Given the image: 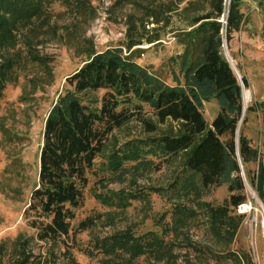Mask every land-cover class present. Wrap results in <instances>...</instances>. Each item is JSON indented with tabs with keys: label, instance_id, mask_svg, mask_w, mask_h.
Masks as SVG:
<instances>
[{
	"label": "trees",
	"instance_id": "16d2710c",
	"mask_svg": "<svg viewBox=\"0 0 264 264\" xmlns=\"http://www.w3.org/2000/svg\"><path fill=\"white\" fill-rule=\"evenodd\" d=\"M51 1L0 0V96L21 61L19 53L4 50L15 46L21 29L34 32L35 21L41 26L49 23L47 4ZM61 1L73 10L83 0ZM240 5L241 0H151L155 22L176 14L186 25L176 27L174 33L183 49L170 57L171 81L136 60L139 55L130 50L133 41L126 44V50L120 44L85 50L86 58L66 76L65 87L44 119L38 180L24 209L39 240L68 246L72 221L86 192L108 206L125 205L123 199L135 196L133 191H115L110 184L122 183L128 176L140 177L178 158L180 169L173 185L176 196L185 201L176 203L174 213L185 217L201 212L211 227L233 239L244 216L235 208L246 199V181L264 203V145L261 150L241 130L236 132L243 116L242 88L222 49L224 37L229 39L243 22ZM154 39L157 37L151 36ZM26 42L28 55L44 61L43 56L32 53L28 37ZM210 98L216 100L218 110L208 123L204 101ZM144 105L151 111V119ZM256 108L264 129V100L256 107L247 106L245 112ZM134 118L150 132H156L167 119L177 127L109 148L113 131ZM250 162L257 163L255 169L248 167ZM222 184L229 191L222 202L202 198ZM93 222L87 216L78 221L77 228L86 229ZM173 246L154 230L141 234L122 230L96 239L93 248L105 255L104 264H143L136 262L142 255L170 264L176 257ZM13 261L40 262L28 255Z\"/></svg>",
	"mask_w": 264,
	"mask_h": 264
},
{
	"label": "rangeland",
	"instance_id": "374dc122",
	"mask_svg": "<svg viewBox=\"0 0 264 264\" xmlns=\"http://www.w3.org/2000/svg\"><path fill=\"white\" fill-rule=\"evenodd\" d=\"M47 7L49 23L41 26L35 21L34 32L21 29L15 46L4 50L19 53L21 61L0 96V264H13L15 258L24 255L39 259V264H53V261L55 264H104L105 255L93 248L96 239L122 230L135 234L148 230L160 233L174 244L176 257L170 264H264V203L248 182L246 199L235 208L244 216L233 239L211 227L201 212L185 217L174 213L176 203L185 201L176 196L173 185L180 158L140 177L128 176L122 183L110 184L115 191L120 188L125 193L133 191L135 196L123 199L125 205L108 206L98 201L91 191L86 192L83 204L76 209L68 246L36 237L24 209L38 180L44 119L57 94L65 87L66 76L86 58V49L101 50L120 44L126 50V44L133 41L135 44L130 50L139 55L136 60L171 81L170 57L183 49L174 33L176 27H186L176 14L170 19L165 15L163 20L155 22L151 18V0H83L73 10L61 0H52ZM240 9L243 22L229 39L224 37V49L240 75L241 88L251 93L246 108L251 104L256 107L264 100V0H241ZM221 18L225 19L224 15ZM151 36L157 39L151 41ZM27 37L31 40L32 53L43 56L44 61L33 60L28 55ZM97 94L101 95L102 90ZM144 109L148 107L144 105ZM217 110L214 98L204 101L208 123ZM146 116L151 119L150 110ZM176 127L175 121L167 119L159 124L156 132ZM239 130L263 150L264 129L258 108L244 113L236 132ZM156 132L147 131L134 118L113 131L108 147ZM256 164L250 162L248 167L255 169ZM228 194L227 185L222 184L212 187L202 198L222 202ZM87 216L94 222L78 230V221ZM179 216L181 220L176 221ZM87 249L94 252L88 253ZM21 250L28 254H21ZM150 261L160 264L145 255L136 262Z\"/></svg>",
	"mask_w": 264,
	"mask_h": 264
},
{
	"label": "water",
	"instance_id": "95a60500",
	"mask_svg": "<svg viewBox=\"0 0 264 264\" xmlns=\"http://www.w3.org/2000/svg\"><path fill=\"white\" fill-rule=\"evenodd\" d=\"M223 19H224V18H223ZM222 49H223V53H224V55H225L227 61L229 62L231 68H232L233 71H234V73L236 74V76H237V78H238V81H239L240 85L242 86V84H241V82H240V79H241V78H240V75H239L237 69L235 68V66L233 65V63L231 62V60L229 59L227 53L225 52V49H224V41H223V44H222ZM242 90H243V89H242ZM242 100H243V94H242ZM245 110H246V105H245V103H244V101H243V115H244V113H245ZM242 117H243V116H242ZM236 153H237L238 158H239V151H238V148L236 149ZM239 162H240V168H241V175H242V177L244 178V180L246 181V177H245V174H244V169H243V166H242V164H241L240 158H239ZM246 182H247V181H246ZM262 220H263V219H262Z\"/></svg>",
	"mask_w": 264,
	"mask_h": 264
},
{
	"label": "bare ground",
	"instance_id": "6f19581e",
	"mask_svg": "<svg viewBox=\"0 0 264 264\" xmlns=\"http://www.w3.org/2000/svg\"><path fill=\"white\" fill-rule=\"evenodd\" d=\"M227 53V52H226ZM227 55H228V57H229V59L231 60V62L233 63V65H234V62H233V60H232V58L230 57V55L227 53ZM235 66V65H234ZM236 68V67H235ZM242 94H243V101H244V103H247V101L250 99V97H251V93H250V91L249 90H247L246 88H244L243 90H242ZM264 224V223H263Z\"/></svg>",
	"mask_w": 264,
	"mask_h": 264
},
{
	"label": "built area",
	"instance_id": "2783aa9c",
	"mask_svg": "<svg viewBox=\"0 0 264 264\" xmlns=\"http://www.w3.org/2000/svg\"><path fill=\"white\" fill-rule=\"evenodd\" d=\"M220 20H221L222 22H224V21H225V19H223V18H221Z\"/></svg>",
	"mask_w": 264,
	"mask_h": 264
}]
</instances>
